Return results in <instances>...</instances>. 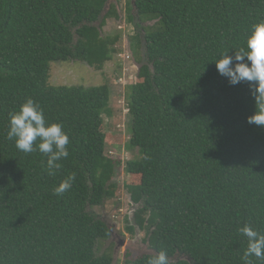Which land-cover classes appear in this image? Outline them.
<instances>
[{
    "label": "trees",
    "instance_id": "1",
    "mask_svg": "<svg viewBox=\"0 0 264 264\" xmlns=\"http://www.w3.org/2000/svg\"><path fill=\"white\" fill-rule=\"evenodd\" d=\"M107 1L0 0V264H114L112 247L99 251L112 228L95 211L116 194L121 164L106 154L122 142L104 129L110 87L49 81L53 61L103 69L119 53L122 31L102 35L121 17L113 4L102 17ZM127 11L140 64L125 92L127 147L142 154L124 167L138 205L127 230L145 231L153 252L128 251L123 264H147L162 249L170 264H243L239 228L264 233V126L248 123L250 82L230 84L215 60L247 50L264 0H131ZM29 97L69 136L55 175L38 150L23 153L7 139L10 113ZM73 173L72 187L55 195Z\"/></svg>",
    "mask_w": 264,
    "mask_h": 264
},
{
    "label": "rangeland",
    "instance_id": "2",
    "mask_svg": "<svg viewBox=\"0 0 264 264\" xmlns=\"http://www.w3.org/2000/svg\"><path fill=\"white\" fill-rule=\"evenodd\" d=\"M111 4L118 6L121 14L117 17L109 18L106 26L102 29V35L112 34L122 31V37L118 42L119 53L112 61L107 62L103 69H97L88 63L79 60L53 61L50 63V83L52 85H83L99 86L108 85L111 90L109 109L111 114H104L105 127L108 133L121 137L119 145H107L106 154L115 160L121 161L117 165L113 182L118 184L114 197L107 199L102 206L95 207L98 213L112 228V236L103 244H99V251H104L112 247L114 264H123L125 253L130 251L134 257L144 253H152L146 240V232L138 228L135 234L127 230V226L134 224L133 215L137 204L131 200V194L126 188L130 181L124 167L128 160L141 157L138 149H128L130 141L132 120L128 109L125 92L128 85L136 83L140 64L135 59L132 52L131 37L136 30L128 20L127 6L131 0H110ZM115 3V4H114ZM153 21H149L151 25ZM146 25V24H145ZM144 54V51H141ZM121 78H123L121 80ZM139 157V158H140ZM180 256H176L177 260Z\"/></svg>",
    "mask_w": 264,
    "mask_h": 264
},
{
    "label": "clouds",
    "instance_id": "3",
    "mask_svg": "<svg viewBox=\"0 0 264 264\" xmlns=\"http://www.w3.org/2000/svg\"><path fill=\"white\" fill-rule=\"evenodd\" d=\"M246 45L247 50H235L234 56L229 55V51L222 52L215 60L216 68L232 85L250 82L256 111L248 117V123L264 126V20L251 25ZM7 139L14 141L15 147L23 153L37 150L42 153L47 158L48 175H55L61 167L59 161L69 156L70 140L63 125L47 121L44 109L31 97L17 111L10 113ZM74 180L75 173L62 180L53 189L54 194L63 195L72 187ZM239 232L248 240L241 257L243 264H253L252 257L264 261V233L249 223L239 228ZM147 264H170L167 250L162 249L157 255L150 256Z\"/></svg>",
    "mask_w": 264,
    "mask_h": 264
},
{
    "label": "water",
    "instance_id": "4",
    "mask_svg": "<svg viewBox=\"0 0 264 264\" xmlns=\"http://www.w3.org/2000/svg\"><path fill=\"white\" fill-rule=\"evenodd\" d=\"M134 1H135V0H133V3H134ZM110 6H111V1L108 0V1H107V4H106V8H105L104 12L102 13V17L105 16V14L108 12ZM154 23H155V21H153L152 24H154ZM98 24H99V23H98ZM146 25H148V23H146Z\"/></svg>",
    "mask_w": 264,
    "mask_h": 264
},
{
    "label": "flooded vegetation",
    "instance_id": "5",
    "mask_svg": "<svg viewBox=\"0 0 264 264\" xmlns=\"http://www.w3.org/2000/svg\"><path fill=\"white\" fill-rule=\"evenodd\" d=\"M115 4V3H114Z\"/></svg>",
    "mask_w": 264,
    "mask_h": 264
}]
</instances>
